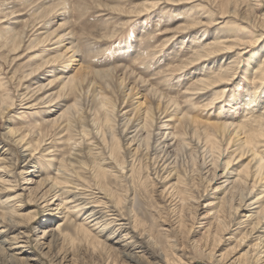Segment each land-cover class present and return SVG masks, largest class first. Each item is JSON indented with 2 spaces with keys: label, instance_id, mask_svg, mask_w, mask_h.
I'll return each mask as SVG.
<instances>
[{
  "label": "rangeland",
  "instance_id": "rangeland-1",
  "mask_svg": "<svg viewBox=\"0 0 264 264\" xmlns=\"http://www.w3.org/2000/svg\"><path fill=\"white\" fill-rule=\"evenodd\" d=\"M102 1L114 2L115 0ZM63 3L67 7L63 19L65 20V26L70 30L72 29L73 42H76L83 55H92L88 58L91 57L95 60L93 67L103 69L113 66L114 63H118V57L128 52L131 58L127 59L128 61H125V63L136 76L158 82L164 92L174 97L180 95L179 93L189 80L188 75L192 73V70L194 71L192 69L182 75L176 69L178 65L183 63L184 59L187 60L186 56L189 54L187 48L193 38L192 35L198 36V31L201 28L205 31V35H209L215 31L230 34L238 28V25H240L239 27L246 26L245 22H240L239 17L217 18L219 14L215 12L216 14L210 15L209 18L223 19L221 22L194 28L195 32L185 29L179 31L177 27L188 15H194L195 12L201 10L206 12L208 4L201 3L198 0L186 2L188 4L168 0H120L123 7L127 9L134 8L132 12H129L130 14L114 13L108 7L97 6L93 0H0V77L5 85L0 90L1 94L9 92L12 97L16 98V89L21 83L20 76L28 67L26 64L28 62L34 63V60H37L34 64L40 61L39 56L35 57L36 52L34 53L33 48L29 47V42L25 41L26 38H24L21 46H18V50L14 51L16 49L14 46L18 40L7 42L6 38L9 37L7 34L4 36L1 33V27L8 24L13 26L15 31L23 30L28 34L31 23L37 18V10L32 8L34 4L49 7V5L60 6ZM194 6L198 7L195 8ZM184 7L186 9L191 7L194 13L192 11L186 16ZM244 9L245 7H243ZM254 11L257 19L264 16V0L255 1ZM240 13V17H242L244 13L242 11ZM59 22H56L51 29L55 28ZM176 24L178 25L176 26ZM141 26L145 27L141 28ZM105 31H114L113 39H102L100 35ZM141 35H144L145 42L140 40ZM243 36L244 34L241 37ZM128 43L133 46L130 45L127 50H124V46ZM262 46H264V36L257 41L254 48L257 47L256 49L259 50ZM135 50L139 53L136 54ZM235 51L223 52L222 55L217 54L213 59L218 57L217 61L222 58L227 60V55L235 53ZM256 55V59L260 60L261 54ZM210 58L212 59V57ZM210 58L208 61L211 60ZM204 61V65H209L207 60ZM192 67L198 68L200 65H192ZM127 87L129 85L121 86L115 80L101 81L97 78L93 81V84L87 86L84 94L80 96V100L78 99L79 112L81 109V116L85 121L83 122L84 128L94 126V123L99 122L104 116L103 114L109 112L113 105L115 119L112 121L113 125L103 126L102 133L104 134H100L96 138L89 135L82 136L80 124L76 125V132L80 134L74 137H83L81 141L83 140L82 143L84 144L81 147H84L85 150L91 147V140L93 144L103 146L105 150L115 144L123 149L120 148L118 149L119 152H115L117 156L115 160L124 162L123 164L126 167L124 168V175L111 172L104 181H106L108 192L111 194V204L125 218L129 227L119 228L114 223H110V228H104L99 232L102 228L101 224L97 225V230H91V234L88 235L83 230L56 218L58 214H55L51 218L53 221L49 222L45 220L48 215L33 204L31 198H34V195L32 193L21 191L18 188L10 190L11 192L9 190L1 192L6 183L0 182V222L5 221L6 218L12 219V222L7 223V226L3 229L4 232L0 233V264H157L158 262H163V264L164 262L166 264H215L207 257V253L212 249H214L216 255L224 254L234 258L250 246L253 247L252 245L257 240L255 236L260 233L259 231L253 230L251 233L244 234L243 242L237 244V239L247 229V227L240 224L241 220L245 219L242 215L247 214V212L244 209H234L239 201L238 192L234 195L226 193L229 206L224 216V223L227 226L223 231L217 227L213 216L217 205H215V202H219L222 197H225L224 189L215 190L214 188L218 184L214 182L216 179L214 175L221 172L218 171L219 166L223 169L225 163H227L229 171L243 174V165L246 160L234 159L228 162L229 160L222 156L221 151L227 145V140L223 139L226 135L218 137L221 140L219 149L221 155H219V158L224 163L220 164V161H217L215 166L208 165L207 158L198 149L194 148L195 142H193V147L189 145L182 146L175 154L173 163H168L164 168L166 169L169 166L168 169L172 168L181 180L187 183L188 188L185 199H179L175 190L168 187L170 183L176 182L175 178H163L165 173H162V166H160L162 160L152 159V155L149 154L151 139L147 143L148 152L144 151V153L141 152L137 155H132L125 144L127 140L125 134L121 133L122 125L129 114L130 104L132 105L135 98L134 93H131L126 103L123 106L120 105L122 96L128 92ZM231 87V83L229 87H222L225 91L223 94H219V96L221 95L219 99H224L225 94L231 92L230 98L232 97L234 100L230 101V105L239 100L237 95L239 91L236 89L230 91ZM222 88L217 90L221 91ZM243 91L244 88L241 89V93ZM70 97L71 95L66 104L72 102ZM197 101L200 100L194 101L196 105H200ZM18 102L17 99L9 114L3 120L0 119V142L4 144L2 133L6 132L9 126L17 133L29 134L33 144L41 139L48 147L49 156L44 155V153L36 154L37 159L33 161V166L30 167L32 170L31 175L42 172L43 178H48L54 174L58 164L62 161L66 162L74 143L71 140L62 142L44 124L40 123L42 118L40 117L42 115L40 107L33 108L30 111L27 110L29 113L27 112L26 115L18 117L17 112L23 110V108L18 109L20 106ZM252 104H255V101ZM120 109L122 110L119 112ZM125 110L127 114H121ZM198 111L203 117L207 113L213 116V113L220 111L218 114L224 118L227 115L226 112H231V108L222 100L217 111L215 106H200ZM220 116L214 115L215 118H222ZM8 117L12 122L6 121ZM245 119H247L246 123L251 117ZM121 126L122 128H120ZM202 130L204 128L200 126L198 128L199 134ZM197 137L198 135H196ZM200 137L202 135H199ZM203 140L201 139V141ZM111 142L114 144L111 145ZM32 146L34 148V145ZM4 147L9 148L11 158L17 161V166L20 165L18 167L14 166L13 169L17 170L19 167L21 169L22 165L27 163V158L23 156L13 141L11 144H5ZM219 153H216V156ZM99 154H96L95 161L104 157V150L102 154ZM0 163L6 164L1 161ZM83 187L85 188V197L90 201L100 204L101 207L106 205V199L100 198L102 196L98 192L101 186L97 189H91L89 185H83ZM241 190L244 192L246 188ZM257 192L258 190H254L251 195ZM87 211L88 209L81 211V214L79 213L78 217H73V219L77 223L82 222ZM33 215L34 219L30 220L29 216ZM236 222H239V225ZM97 231L99 233H96ZM140 236L141 238L138 239L137 237ZM98 239L101 241H98ZM20 247L23 250L21 253L18 252ZM196 248L203 250L204 254L197 252ZM17 252V255H13Z\"/></svg>",
  "mask_w": 264,
  "mask_h": 264
},
{
  "label": "bare ground",
  "instance_id": "bare-ground-1",
  "mask_svg": "<svg viewBox=\"0 0 264 264\" xmlns=\"http://www.w3.org/2000/svg\"><path fill=\"white\" fill-rule=\"evenodd\" d=\"M93 1L97 6L108 7V9L110 8L118 14H127L134 9L123 7L120 0L114 2ZM168 1L182 4L191 0ZM198 1L208 4L206 12L201 10L195 12L194 15H188L193 10L191 7L187 9L184 7L186 16H188L177 27L179 31L184 29L194 31V28H201L206 24H217L223 20L217 18L226 16L239 17L240 22H245L246 26L239 27L240 25H238V28L230 34L215 31L209 35H205V31L201 28L198 31V36L192 35L193 38L189 42L188 48L186 47L189 53L186 56L187 60L184 59L183 63L178 65L176 69L182 75L192 69L194 71L192 70V73L188 75L189 80L179 93V97L168 95L156 81L152 82L150 79L136 76L125 63V61H128L127 59L131 58L128 52L118 57V63H114L113 66L103 69L93 67L95 60L91 57L88 58L92 55H83L76 42H73L72 29L70 30L65 26V20L63 19L67 7L64 3L60 6L49 5V7L34 4L32 8L37 10V14L35 13L37 18L31 23L28 34L23 30H21L22 33L21 31H15L13 26L8 24L2 26L1 33L4 36L7 34L9 37L6 38L7 42L18 40L14 46V48L16 47L14 51L18 50V46L20 47L24 38H26L25 41L29 42V47L33 48L34 53L36 52L35 57L39 56L40 61L34 64L37 61L34 60V63L28 62L26 64L28 67L20 76L21 83L16 89V98L12 97L9 92L0 93V119L3 120L9 114L10 109L13 108L18 99L20 105L18 109L23 108L22 111L17 112L18 117L26 115L33 108L40 107L42 110L40 116L42 118H38L40 123L44 124L62 142L71 140L74 145L66 162L62 161L58 164L54 174L44 179L42 172L31 175L32 170L30 167L33 166V161L37 159L36 154L44 153V155L49 156L48 147L41 139L33 144L29 134L17 133L9 126L8 130L2 133L4 144L0 142V161L6 163L5 165L0 163V182L6 183L5 188L0 189L1 192H4V190L11 192L10 190L16 188L21 191H28V193L34 195V198H31L33 204L48 215L45 220L51 222L53 221L51 218L58 214L56 218L83 230L88 235L91 234V230H97V225L101 224L102 228L99 232L104 228H110V223H114L119 228H128V222L111 204V194L108 192L106 181H104L111 172L124 175V168H126L124 162L115 160L117 157L115 154L121 147L119 148L115 144L105 150L103 146H97L91 140V147L85 150L84 147H81L84 144L82 143L83 140L81 141L83 137H74L80 134L79 132L77 134L75 129L76 125L79 124L82 136L89 135L94 138L104 134L102 133L103 126L113 125L112 121L115 119L114 105L109 112L103 114L104 116L99 120L101 123L96 121L91 128H84L83 122L85 121L81 116V109L79 112L78 99L86 91L85 88L93 84L96 78L101 81L115 80L121 86L129 85L127 87L128 92L124 93L120 101L121 106L126 103L131 93L135 95L134 100L132 99V105L130 104L129 114L124 119L122 132L120 131L125 134L127 140L125 144L129 148V152L132 155L144 153V151L148 152L147 143L151 139L149 154L152 155V159L162 160L160 166H162V173H165L163 178H175L176 182L170 183L168 187L175 190L179 199H185L188 188L187 183L182 181L172 168L168 169L169 166L166 169L164 168L168 163H173L175 154L182 146L189 145L193 147V142H195L194 148L198 149L207 158L209 166H215L217 161H220V164L224 163L219 158L221 154L229 160L228 162L234 159L246 160L243 165V174L229 171L227 163H225L223 169L219 166L218 171L221 172L214 175V178L216 177L214 182L218 183L214 188L215 190L224 189L225 197H222L219 202H215V205H217L213 216L217 227L223 231L227 226L224 223V216L229 206L226 193L234 195L238 192L239 201L234 209H244L247 212V214L242 215L245 219L241 220L240 223L247 229L237 239V244L243 242V235L248 232L251 233L254 230L260 233L255 236L257 240L252 245L253 247L250 246L234 258L224 254L216 255L214 249L207 253V257L215 264H264V46L259 50L256 49L257 47L254 48L257 41L264 36V16L257 19L254 15L255 1L257 2V0ZM243 7H245L244 10ZM240 11L244 13L242 17H240ZM215 12L219 14L218 17L209 18L210 15L216 14ZM58 21L60 22L57 26L51 29ZM144 27L141 26V28ZM114 31H105L100 36L105 40L113 39ZM241 33L244 34L243 37H241ZM140 40L144 41V35H141ZM130 45L132 44L125 45L124 50H127ZM230 51H235V53H228L229 55L226 57L228 59L222 58L224 59L222 60L221 53ZM258 53L261 54L260 60L256 59ZM217 54H221V57L219 56L220 61L216 60L218 57L213 59ZM209 58L211 60L208 61ZM204 60H207L209 65H204ZM192 65H200V67H196V71V68H193ZM230 83L232 84L230 91L231 89L239 91L237 92L239 100L233 102L232 105H230V101H233L234 98H230V91V93L225 94L224 99H219L221 97L219 94H223L225 91L223 88L229 87ZM4 87V82L1 81L0 77V90ZM219 88H222V90H217ZM242 88H244V91L241 93ZM70 95L72 102L66 104ZM196 100L201 101H197L200 105H196L194 102ZM204 100L205 102H203ZM222 100L231 108V112H226L227 115L224 118L218 114L220 111L213 113V116L207 113L204 117L198 111L200 106H215L217 111ZM253 101H255V104H252ZM126 110L121 114L126 113ZM214 115L222 118H215ZM248 117H251V119L245 123L247 120L245 118ZM6 121L12 122L10 117ZM200 126L204 130L199 134L198 128ZM196 135H198V139ZM199 135H202V137L199 138ZM224 135L226 136L223 139L227 140V145L220 154L221 140L218 137ZM201 139L204 140L201 141ZM12 141L18 146L23 156L27 158V163L17 170L13 169L14 166H17V161L11 158L9 148L4 147L5 144H11ZM32 145H34V148ZM259 148L261 149L259 150ZM103 150L105 155L107 152V155L95 161L96 154H102ZM216 153L219 154L216 156ZM8 156L10 157L8 158ZM83 185H89L91 189H97L101 186L98 192L102 196L100 198L106 199V205L101 207L100 204L93 203L85 197ZM244 188L246 190L243 192L241 189ZM254 190H258L257 193L259 194L251 195ZM85 209H88V211L82 222L77 223L73 217H78L79 213L81 214V211ZM29 219L33 220L34 215L29 216ZM11 222V218L1 221L0 228H3L0 229V233L4 232L3 229L7 226V223ZM237 223L239 225V222ZM137 238L139 239L141 236ZM98 241L101 240L98 239ZM196 250L200 254H204L203 250L199 248H196ZM22 251V247H20L18 252L21 253ZM18 252L13 255H17ZM157 264H163V262ZM164 264L166 263L164 262Z\"/></svg>",
  "mask_w": 264,
  "mask_h": 264
}]
</instances>
